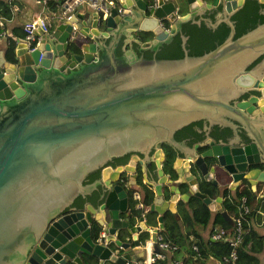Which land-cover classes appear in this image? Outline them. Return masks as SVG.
Here are the masks:
<instances>
[{"label": "water", "instance_id": "water-1", "mask_svg": "<svg viewBox=\"0 0 264 264\" xmlns=\"http://www.w3.org/2000/svg\"><path fill=\"white\" fill-rule=\"evenodd\" d=\"M243 2L114 0L104 18L76 11L34 31V49L19 40L12 60L0 53V264L145 256L139 234L155 242L158 226L149 230L127 204L115 182L122 167L102 165L141 157L133 163L156 182L147 209L161 228L163 210L177 218L182 198L175 184L167 198L161 192L159 147L151 157L160 141L187 156L179 169L172 163L184 196L195 191L191 165L215 186L219 168L227 183L220 191L246 183L264 197V0L239 9ZM72 24L78 33L68 40ZM206 136L193 155L191 142ZM133 163L123 170L133 173ZM195 194L232 225L221 196Z\"/></svg>", "mask_w": 264, "mask_h": 264}, {"label": "trees", "instance_id": "trees-1", "mask_svg": "<svg viewBox=\"0 0 264 264\" xmlns=\"http://www.w3.org/2000/svg\"><path fill=\"white\" fill-rule=\"evenodd\" d=\"M246 0L239 9L245 8ZM0 15L9 17L10 4L7 0H0ZM18 36L23 35V31L17 32ZM16 44V39L7 37V43L4 51L6 60L13 59V51ZM171 160V154H167L165 165L168 166ZM245 197V204L248 207L247 212L243 213L242 219V239L235 246L234 264H258L260 252L264 242V233H257L252 227L248 226L247 220L255 214V206L253 205L254 192H252L246 183H242L229 197H225L221 202V207L227 211L232 217L238 214L241 209L240 197ZM152 195L148 194L144 203H149ZM264 208V206H263ZM140 211V210H138ZM181 220L177 223L172 219L170 214L166 212L164 215L163 227L158 233L161 234L163 240L175 244V249L171 251L169 256L164 258H155L151 264H204L208 255L215 258H220L227 255L231 249L227 239H201L198 232L200 227H204L207 223L217 225L224 229L226 236H232L234 230L233 225L229 224L218 211H211L204 203H194L191 206L190 212L180 213ZM150 222V221H149ZM153 224V222H150ZM94 227V225H92ZM141 238L147 237V231L140 233ZM192 244L196 246V250L192 249ZM180 248L183 252L180 251ZM96 261H93V264Z\"/></svg>", "mask_w": 264, "mask_h": 264}, {"label": "flooded vegetation", "instance_id": "flooded-vegetation-1", "mask_svg": "<svg viewBox=\"0 0 264 264\" xmlns=\"http://www.w3.org/2000/svg\"><path fill=\"white\" fill-rule=\"evenodd\" d=\"M205 1H211V0H202V2ZM245 1V0H244ZM244 3V2H243ZM202 8L203 4L200 5ZM206 9H212V7L210 8H206ZM177 14H182L184 12H186V9L183 10H177L176 11ZM187 21V20H186ZM160 24L164 27V28H168L169 26V22L166 19H162L160 21ZM139 38L141 40H145L149 37H145L143 35H140ZM250 95L252 94H248L247 96H245L243 99H247ZM259 92L256 96H259ZM241 100V99H240ZM238 101V100H236ZM235 102V101H233ZM208 136L204 137L201 140V143L199 144L198 141L195 142H191V148H192V153L195 156H198L205 148L204 142L207 139ZM159 147L160 148V154L163 156L162 159L160 160V168L163 172V175L165 176L164 180L162 182H160V189L161 192H163L164 194V198H167V193L166 190L168 189V186H170L171 184H175L174 190L177 188L178 189V194L180 195V197L182 199H178V201L175 203V211L178 214V217H174L173 214L171 212H169L166 208L163 210V213L161 215V223H162V227H163V221H164V215L166 214V212H168L170 214V216L172 217V219L176 220L177 223H179V221L181 220L180 218V213L182 212H190L191 206L194 203H204L201 199V197L197 194H195V191H197L198 193H204L207 196H209L210 198H214L215 196L219 195L221 196V200H220V206H221V202L225 197H229L231 194V191L229 188H227L226 190H222L220 191V186L224 184V176L221 172V170L219 168H215L213 170V179L216 181L217 186L213 185L211 181L207 182L205 181L201 174L199 173V171H197L195 168L193 169L190 166H188V170L190 173H192L196 179V186H195V191H190V193L187 196H184V191H186V188L183 187V184L180 182H175L173 183V181H175L176 178V174L174 173L173 167H172V163L174 162V160L177 158V168L179 169L182 165V160H186L187 156H182V155H178L177 152L175 151V149L167 142L165 141H160L159 145H153V150L151 152V157L152 160L154 161V155L153 152L154 150H156V148ZM167 154H171V160L169 162V165L166 166L165 165V161L167 159ZM132 155H135L137 159H141V157H139L138 155L130 152L129 156L127 157L125 162H121L118 164H114L111 165L109 162L105 163L102 166H109L112 169H114L116 166H121L122 167V172L119 174V178L117 179V183H119L120 185L123 186V188H125L126 191V195H127V204L129 206H137L139 213H141L143 215V219L145 220V222H147V224L149 226L152 227H157V231L156 234L159 232L160 229H162V227H159V221H158V217L157 214L154 211H150L148 210V205L149 203H144V200L146 199L148 194L153 193L154 190V185L156 184V182H151L149 179H147L146 174H145V170L143 168L142 171L139 170V165L138 163L134 162V159L132 158ZM130 162L133 163V173H129L127 171L123 170V166L129 164ZM144 165V163H143ZM99 167V176H100V170L101 167ZM133 174V175H132ZM130 176V177H129ZM222 181V183H221ZM128 182V184H127ZM234 186V183H232ZM177 194V195H178ZM85 202V200L83 201V203ZM99 204V203H98ZM205 204V203H204ZM206 205V204H205ZM160 207V205H159ZM146 209V210H145ZM153 222L150 223V222ZM150 228V227H149ZM145 232V231H142ZM155 234V236H156ZM140 235V234H139ZM143 239V238H142ZM145 241L147 239H149V233L147 232V237L144 238ZM145 256L141 257L140 259H143Z\"/></svg>", "mask_w": 264, "mask_h": 264}, {"label": "built area", "instance_id": "built-area-1", "mask_svg": "<svg viewBox=\"0 0 264 264\" xmlns=\"http://www.w3.org/2000/svg\"><path fill=\"white\" fill-rule=\"evenodd\" d=\"M40 3V10L35 17L26 21L22 25L23 35L16 39V42L22 40L25 42L27 49L32 50L36 47L38 37L34 31L41 30L46 32L51 30L55 23L65 22L70 19L72 14L76 12V8L79 4L88 6L91 10H97L99 16L104 18L108 13V7L113 5L114 0H36ZM5 17L0 15V36L7 39L9 36L4 29ZM78 31L74 24L71 25L68 33V40L73 39L77 35ZM241 209L238 214L232 217L233 234L232 236H226L224 229L221 227H214L210 232L211 239H227L231 245V249L227 255H223L220 258H216V264H234L235 259V246L241 241L242 236V219L243 213L247 212L248 207L245 204V197H240ZM148 245L154 244L155 249H151L150 252L140 261L141 264H151L155 258H164L167 252H171L175 249V244H172L166 240H163L160 233L155 236V242L147 239ZM192 249L196 250V246L192 244Z\"/></svg>", "mask_w": 264, "mask_h": 264}, {"label": "crops", "instance_id": "crops-1", "mask_svg": "<svg viewBox=\"0 0 264 264\" xmlns=\"http://www.w3.org/2000/svg\"><path fill=\"white\" fill-rule=\"evenodd\" d=\"M10 4V15L9 17H6L4 19V29L6 31V33L13 39H17L20 36L17 35V32L22 31V25L30 20L32 18V16H35L37 14V12L40 10V3H38L36 0H7ZM85 10H91L88 6L84 5V4H79L76 8V11L78 12H82ZM6 43H7V39L0 36V53L1 55L4 57V51H5V47H6ZM13 56H14V52H13ZM5 59V57H4ZM222 183V181H221ZM220 188L222 186H227V183H224L222 185H219ZM240 186V184L235 185L234 184V189H230L231 194H234V191ZM260 194L258 192H254V201H253V205L255 206V214H253L252 216H250L247 220V224L248 226L252 227L257 233H264V228H263V224H262V218L260 215V211L264 210L263 206H264V197L263 198H259ZM240 201V200H239ZM214 211H211V213H213ZM231 216V215H230ZM232 217V216H231ZM208 224V223H207ZM209 229L206 235H202L198 230L200 237L202 240L206 239V238H210V232L212 231V229L214 227H217V225H212L209 222ZM206 226V225H205ZM204 226V227H205ZM151 228V226H149ZM203 227V228H204ZM150 228H148L150 230ZM202 228V227H201ZM146 250L147 253L146 255L150 252L151 249H154V245L150 244L148 245L147 240H146ZM180 251L183 252V250L180 248ZM171 252H167L165 254V256H169ZM145 255V256H146ZM258 257H259V263L258 264H264V242H263V246L262 249L260 250L259 253H257ZM95 259H86V263L87 264H93V261ZM142 259L138 258L137 261H130L127 264H141L140 261ZM96 261V260H95ZM96 263V262H95ZM103 264H113L109 261H104ZM170 264V263H167ZM172 264V263H171ZM177 264V262L175 263ZM204 264H216V258L208 255L204 261Z\"/></svg>", "mask_w": 264, "mask_h": 264}, {"label": "rangeland", "instance_id": "rangeland-1", "mask_svg": "<svg viewBox=\"0 0 264 264\" xmlns=\"http://www.w3.org/2000/svg\"><path fill=\"white\" fill-rule=\"evenodd\" d=\"M209 227H210V225H209V223L208 224H206V226L203 228H199L200 229V233L202 234V235H206L207 234V232H208V229H209Z\"/></svg>", "mask_w": 264, "mask_h": 264}]
</instances>
